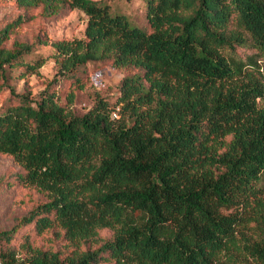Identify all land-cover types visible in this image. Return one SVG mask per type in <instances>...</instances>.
I'll return each mask as SVG.
<instances>
[{
	"label": "trees",
	"instance_id": "trees-1",
	"mask_svg": "<svg viewBox=\"0 0 264 264\" xmlns=\"http://www.w3.org/2000/svg\"><path fill=\"white\" fill-rule=\"evenodd\" d=\"M15 1L44 17L77 9L87 22L82 38L36 39L56 70L35 98L7 82L43 57L25 61L27 43L3 47L21 17L0 30V154L46 197L0 230V264H264V66L235 51L264 58V0H144L145 27L101 1ZM105 65L126 72L121 118L103 100L76 115L74 91ZM30 226L62 230L73 251L28 233L11 246Z\"/></svg>",
	"mask_w": 264,
	"mask_h": 264
},
{
	"label": "rangeland",
	"instance_id": "rangeland-1",
	"mask_svg": "<svg viewBox=\"0 0 264 264\" xmlns=\"http://www.w3.org/2000/svg\"><path fill=\"white\" fill-rule=\"evenodd\" d=\"M94 1L107 3L112 12L123 14L136 26H146L144 0ZM19 17L22 19L21 22L12 27L3 47L9 49L12 47L13 42L33 45L32 52L24 56V60L31 61L42 56L44 61L34 72L26 73L22 77L19 76L21 70L12 71L7 83L14 88L15 92L29 93L31 97L35 98L52 79L56 70L54 60L50 57L51 47L48 44H37L36 39L54 41L82 38L87 17L77 9H62L52 17H44L37 8L25 11L18 7L15 0H0V30L15 23ZM235 51L239 58L253 57L258 65L264 66V58L256 50L248 47H236ZM260 71L264 81V68H261ZM125 74L126 72L111 65H105L98 71L90 68L83 88L74 91V99L69 108L76 115H83L98 100H103L110 105L111 109L114 108L119 111L121 105L116 104V101L119 96V84ZM8 98L9 92L0 79V111L6 105ZM258 102L261 107H264V98ZM120 118L119 113H117L116 118L113 117L115 120ZM20 173L19 166L11 157L0 154V230L10 229L28 211L46 201L44 194L18 181L17 175ZM27 233L35 246L52 249L53 251L58 250L62 256L69 255L74 249L63 238L62 230L51 228L37 234L33 226L17 231L11 246H17L23 235ZM110 236L111 231L107 229L101 230L98 235L101 241L109 239ZM87 245H90V243ZM86 246L84 245L81 248L85 249ZM92 247H96V244Z\"/></svg>",
	"mask_w": 264,
	"mask_h": 264
},
{
	"label": "built area",
	"instance_id": "built-area-1",
	"mask_svg": "<svg viewBox=\"0 0 264 264\" xmlns=\"http://www.w3.org/2000/svg\"><path fill=\"white\" fill-rule=\"evenodd\" d=\"M117 113H118V109H116L115 111L112 112V117L116 118L117 117Z\"/></svg>",
	"mask_w": 264,
	"mask_h": 264
}]
</instances>
